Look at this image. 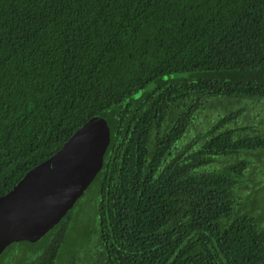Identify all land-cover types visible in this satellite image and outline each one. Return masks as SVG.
Listing matches in <instances>:
<instances>
[{
	"label": "trees",
	"instance_id": "1",
	"mask_svg": "<svg viewBox=\"0 0 264 264\" xmlns=\"http://www.w3.org/2000/svg\"><path fill=\"white\" fill-rule=\"evenodd\" d=\"M215 99L264 100V0H0V197L91 119L111 130L74 208L0 264H264L237 207L264 134L233 110L180 149Z\"/></svg>",
	"mask_w": 264,
	"mask_h": 264
},
{
	"label": "water",
	"instance_id": "2",
	"mask_svg": "<svg viewBox=\"0 0 264 264\" xmlns=\"http://www.w3.org/2000/svg\"><path fill=\"white\" fill-rule=\"evenodd\" d=\"M110 142L107 120L95 117L0 197V256L13 243L38 242L62 221L103 169Z\"/></svg>",
	"mask_w": 264,
	"mask_h": 264
},
{
	"label": "rangeland",
	"instance_id": "3",
	"mask_svg": "<svg viewBox=\"0 0 264 264\" xmlns=\"http://www.w3.org/2000/svg\"><path fill=\"white\" fill-rule=\"evenodd\" d=\"M233 110H243L244 113L241 116L242 120L240 118L238 124H232L230 127L247 124L254 127L258 133L264 134V100L215 99L198 112L186 136L180 142V149L185 150L189 146L194 150L198 149L205 142L204 134L213 128L220 115H226ZM245 158L249 160V164L244 171L243 183L238 187L237 207L245 210L244 212H250L264 226V154L251 153L242 156V159ZM235 161L234 158H219L214 165L207 168H223L229 163L234 164ZM80 205L82 213L86 211L90 214L91 208L88 205L84 206L83 200Z\"/></svg>",
	"mask_w": 264,
	"mask_h": 264
}]
</instances>
